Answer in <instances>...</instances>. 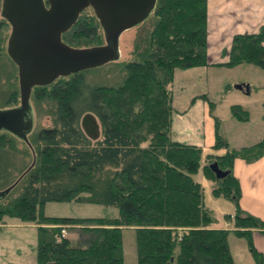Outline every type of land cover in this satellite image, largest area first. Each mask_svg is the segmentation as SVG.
I'll list each match as a JSON object with an SVG mask.
<instances>
[{
    "label": "trees",
    "instance_id": "obj_1",
    "mask_svg": "<svg viewBox=\"0 0 264 264\" xmlns=\"http://www.w3.org/2000/svg\"><path fill=\"white\" fill-rule=\"evenodd\" d=\"M85 9L63 35L73 46L101 44L103 38L99 20ZM151 16L155 23L146 47L124 63L120 84L94 85L84 70L36 87L38 97L52 100L54 120L29 139L34 152L29 165L14 166L10 153L24 151L17 148V137L0 131V190L25 172L0 200V220L8 214L38 224V264H125L122 226L136 228L138 264H235L230 229L219 225L193 176L201 165L202 147L172 139V82L177 69L199 65L247 62L264 69V27L236 34L230 59L214 62L208 54V0H157ZM78 36L86 38L85 44ZM16 93L8 97L11 105L18 104ZM202 97L213 111L215 102ZM88 111L100 121L98 139L88 137L81 127V117ZM231 111L238 119H248L240 104L231 105ZM219 121L216 118L213 147L226 152L207 153L206 159H211L204 172L220 181L213 194L235 205L234 212L224 214L225 220L236 235L247 239L255 264H264L253 241L254 229L264 234V220L241 208L240 182L233 172L236 157L254 161L264 154V137L250 146L230 148L219 133ZM213 162L228 173L218 178L210 167ZM73 198L115 205L121 215L44 214L46 202ZM63 228H79V242L62 235Z\"/></svg>",
    "mask_w": 264,
    "mask_h": 264
},
{
    "label": "crops",
    "instance_id": "obj_2",
    "mask_svg": "<svg viewBox=\"0 0 264 264\" xmlns=\"http://www.w3.org/2000/svg\"><path fill=\"white\" fill-rule=\"evenodd\" d=\"M262 27H264V0H208V54L211 61H228L233 37L240 33L259 32ZM224 50L228 52L223 53ZM252 64L254 63L244 62L232 68L227 65L210 64L177 69L172 82L174 107L171 125L172 139L202 147L205 156L211 153L216 136L212 135V120L207 136V116L212 111L210 112L209 102L202 95L208 96L209 100L215 102V107H218L222 102H218L215 95L219 94L223 99L227 96L225 100L233 98L227 102L225 117L216 114V118L222 120V133L230 147L241 148L260 141L264 137V92L257 100L258 103L249 101V96L255 90L264 91V78L262 82L248 80V77H251L248 75L251 67L256 65ZM213 67H228L227 74L230 73L228 70L238 68L241 74L234 79L237 80V84H242V87L238 88L237 84L234 87L226 86L227 78L223 76L222 83L218 81L219 87H214L215 81H212L210 74ZM226 88L228 91L225 90ZM233 104H240L247 110L248 119L241 120L233 116L231 111ZM233 127L236 128L235 134ZM233 172L240 182L241 208L264 220V154L254 161L236 157ZM231 224L224 219L221 226L230 227ZM253 241L264 257V234L254 229ZM228 242L235 264H255L245 237L230 232Z\"/></svg>",
    "mask_w": 264,
    "mask_h": 264
},
{
    "label": "water",
    "instance_id": "obj_3",
    "mask_svg": "<svg viewBox=\"0 0 264 264\" xmlns=\"http://www.w3.org/2000/svg\"><path fill=\"white\" fill-rule=\"evenodd\" d=\"M49 1L50 7L44 0H6L8 10L5 15L12 25L7 53L18 66L20 103L0 108V131H8L29 145V134L35 126L31 102L33 87L50 85L60 76L119 60L121 34L149 18L157 3V0ZM89 6L99 20L105 42L90 46H73L65 42L62 33ZM236 86L241 88L242 84ZM80 123L88 137H100L101 124L96 114L84 113ZM210 167L218 178L228 173L217 162L211 163ZM23 174L0 190V200L10 193Z\"/></svg>",
    "mask_w": 264,
    "mask_h": 264
},
{
    "label": "rangeland",
    "instance_id": "obj_4",
    "mask_svg": "<svg viewBox=\"0 0 264 264\" xmlns=\"http://www.w3.org/2000/svg\"><path fill=\"white\" fill-rule=\"evenodd\" d=\"M2 0H0V108L11 105L8 103V97L12 95V92L16 91L20 102V82L18 74L17 64L10 58L7 53L8 38L11 33V25L7 23L5 17L1 11ZM88 15L95 14L91 7H87L85 12ZM96 16V15H95ZM151 16V15H150ZM147 18L141 24L125 30L120 37V50L121 57L119 60L105 63L101 66L93 67L84 71V76L88 82L94 85H117L120 84L124 77L125 71L123 69L124 63L130 59H136L133 55L136 51L141 52L146 47L148 37L151 29L154 26L155 18L151 16ZM102 34L103 30L101 28ZM84 40V36H78V38ZM85 40L81 43L85 44ZM105 42V37L101 39V44ZM93 45V44H92ZM96 45V44H94ZM90 46V45H88ZM135 52V53H136ZM139 54V53H138ZM137 55V54H136ZM254 65V64H252ZM251 67L248 75V80H263L264 69L260 66ZM230 68L234 66H228ZM228 67H216L211 70V79L215 81L213 86L216 87L222 83L223 77L227 78L226 86L231 85L234 87L237 84L235 77L241 73L238 68L226 71ZM239 72V73H237ZM223 76V77H222ZM229 77V79H228ZM262 82V81H261ZM261 84V83H260ZM221 86V85H220ZM219 87V86H217ZM228 91V89H225ZM185 92V91H183ZM263 90H255L250 96L249 101L259 100L262 96ZM222 95V94H220ZM41 96L40 93L34 89L31 94V102L34 107L35 113V126L33 131L29 134L31 139L35 133L43 127H50L53 125L54 114H53V102L51 99H47L46 96ZM218 102H222L218 107H215L213 111L207 116V136L209 131V125L213 123L212 135L215 137L216 133V114L221 117L226 115L227 102L233 100V98L223 99L219 94L215 95ZM106 97V96H105ZM107 98V97H106ZM216 106V105H215ZM210 107V105H209ZM228 110V109H227ZM173 115V114H172ZM221 119V118H220ZM219 133L223 135L222 131V120L219 121ZM234 134L236 128L233 127ZM34 138V137H33ZM263 139V138H262ZM17 148L24 153L12 151L11 158L14 162V166L17 168L26 167L33 160L34 152L31 151L30 145L21 139H17ZM231 148V147H230ZM234 148V147H233ZM27 151V152H25ZM25 154V153H29ZM33 152V153H32ZM208 152V151H206ZM210 152L213 155L223 154L226 152V148L215 149L213 148ZM205 152L202 155L201 165L197 172L193 175L195 180L201 183L203 191V199L209 208L213 209L216 216L219 218V224L224 223V214L230 210L235 209L234 203L223 196H216L213 194L212 189L220 184V181L214 178H209L204 172V164L211 158L205 159ZM214 160V159H213ZM43 212L48 216H60V217H119L121 215L120 210L117 206L104 203L96 202H85L79 201L75 198L69 201H48L43 207ZM225 227V226H224ZM233 232L234 227L232 224L230 227H225ZM123 230V247H124V263L125 264H138L137 244H136V228L134 226H122ZM79 228H68L66 233L75 242H79L81 239V233L79 234ZM229 232V233H230ZM234 233V232H233ZM235 234V233H234ZM229 235V234H228ZM236 235V234H235ZM238 236V235H237ZM39 242V229L38 224L33 220H24L18 216L4 215L0 220V264H38L37 249Z\"/></svg>",
    "mask_w": 264,
    "mask_h": 264
},
{
    "label": "flooded vegetation",
    "instance_id": "obj_5",
    "mask_svg": "<svg viewBox=\"0 0 264 264\" xmlns=\"http://www.w3.org/2000/svg\"><path fill=\"white\" fill-rule=\"evenodd\" d=\"M44 2H45V5L47 6V7H50V1L49 0H44ZM90 7V6H89ZM87 8V7H86ZM7 10H8V8H7V5H6V0H2V7H1V11H2V14H3V16L5 17V19H6V21H7V23H9L10 25H11V23H10V21L7 19V17H6V15H5V13L7 12ZM11 30H12V25H11ZM66 32V31H65ZM65 32H63L62 33V39L66 42V40L64 39V37H63V35H64V33ZM10 36V35H9ZM68 43V42H67ZM36 87H39V86H34L33 87V89H32V91L35 89L36 90ZM20 103V102H19ZM18 103V104H19ZM34 108V107H33ZM35 112V111H34Z\"/></svg>",
    "mask_w": 264,
    "mask_h": 264
},
{
    "label": "built area",
    "instance_id": "obj_6",
    "mask_svg": "<svg viewBox=\"0 0 264 264\" xmlns=\"http://www.w3.org/2000/svg\"><path fill=\"white\" fill-rule=\"evenodd\" d=\"M66 234V228H63L62 229V235H65Z\"/></svg>",
    "mask_w": 264,
    "mask_h": 264
},
{
    "label": "bare ground",
    "instance_id": "obj_7",
    "mask_svg": "<svg viewBox=\"0 0 264 264\" xmlns=\"http://www.w3.org/2000/svg\"><path fill=\"white\" fill-rule=\"evenodd\" d=\"M67 230V229H66ZM67 234V233H66Z\"/></svg>",
    "mask_w": 264,
    "mask_h": 264
}]
</instances>
